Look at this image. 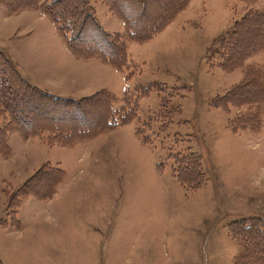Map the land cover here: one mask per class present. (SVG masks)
<instances>
[{
	"label": "rangeland",
	"instance_id": "374dc122",
	"mask_svg": "<svg viewBox=\"0 0 264 264\" xmlns=\"http://www.w3.org/2000/svg\"><path fill=\"white\" fill-rule=\"evenodd\" d=\"M90 2L105 27L121 29L122 22L106 6L98 0ZM256 9L264 13V0H189L152 39L128 41L129 62L124 73L111 68L113 75L105 68L107 91L118 100L114 105L120 107L127 89L156 85L140 94L135 117L128 124L116 125L73 147L12 135V154L0 155V219L7 216L6 183L13 191L48 161L67 175L80 170L88 175L71 200L87 206L90 220L96 213L105 215L101 216L104 229L110 227L103 243H92L87 237L103 238L102 232L90 228L87 234L84 223L71 220L66 213L59 219L56 213L73 202L63 196L68 189L61 182L54 208L44 203L36 221H47L56 233L42 235L44 247L31 250L18 245L17 238L8 240L6 236L0 239L1 259L8 264H237L235 259L244 250L248 261L239 264H263L257 260L259 248L250 239L241 250L231 235L237 219L264 216V98L241 103L235 87L243 79L244 69L221 68L224 54L216 52L219 37L235 20ZM49 24L51 28L42 25L27 41L32 39L51 55L47 62L60 65L69 57L58 30ZM37 59V65L43 66L44 56ZM245 64L258 70L264 85V45ZM36 70L37 78L45 79ZM163 98L174 111L169 113L165 107L164 115L156 116L162 111ZM140 126L151 144L143 145L137 138L135 130ZM194 155L204 175L198 187L187 188L177 180L174 167L179 159L193 161ZM136 161L139 165L135 166ZM159 161L161 171L156 170ZM140 167L141 171H134ZM29 197L43 204L35 196ZM35 208L31 206L30 211ZM49 210H53L50 216ZM77 226L82 235H77ZM239 227L236 233H240ZM47 247L57 259L47 258Z\"/></svg>",
	"mask_w": 264,
	"mask_h": 264
},
{
	"label": "trees",
	"instance_id": "16d2710c",
	"mask_svg": "<svg viewBox=\"0 0 264 264\" xmlns=\"http://www.w3.org/2000/svg\"><path fill=\"white\" fill-rule=\"evenodd\" d=\"M91 0H0V5L11 13L21 9H37L49 17L55 24L59 35L67 48L77 58H98L114 66L119 72L128 64V41L139 43L152 39L168 25L189 0H98L105 4L111 13L123 22L122 32H108L100 23ZM264 13L250 10L218 39L219 49L223 53L219 66L231 71L242 66L243 79L235 88L237 99L242 102L258 101L264 98V85L261 74L253 65L245 64L246 59L264 45ZM256 71V72H255ZM128 74L126 79H128ZM156 85L138 86L124 91L122 104L117 108V98L103 89L90 96L80 98L64 97L40 89L28 82L21 74L8 52L0 46V155L10 156L11 135L19 134L22 138H40L50 146L71 147L76 143L97 137L107 129L128 124L135 117L134 107L142 92L153 89ZM141 89V91L139 90ZM161 88H158V91ZM231 93V91H230ZM145 94V93H144ZM170 102L162 99L164 108L169 113L173 108ZM171 107V108H170ZM171 119V118H170ZM172 120L169 121V123ZM165 124V123H164ZM163 124V130H166ZM149 126V124H148ZM140 126L135 130L138 139L144 144H151L150 137L144 134ZM176 162L177 180L182 186L196 188L204 175L196 155ZM178 158V157H176ZM199 158V157H198ZM185 161H188L184 163ZM159 171L163 163H157ZM65 171L51 162L42 163L22 186L13 188L6 183L4 189L7 207L6 218L0 219V225L9 222L18 224L17 214L22 201L30 195L46 200L54 196L62 182ZM14 205L15 207H12ZM233 223L231 235L245 248L246 240L259 248L257 260L264 264V216L243 217ZM237 225L240 233L234 230ZM240 236V237H238ZM241 251L235 263L248 261ZM246 253V252H245ZM241 257V259H239ZM246 258V259H245ZM0 264H4L0 259Z\"/></svg>",
	"mask_w": 264,
	"mask_h": 264
},
{
	"label": "crops",
	"instance_id": "0c3cea01",
	"mask_svg": "<svg viewBox=\"0 0 264 264\" xmlns=\"http://www.w3.org/2000/svg\"><path fill=\"white\" fill-rule=\"evenodd\" d=\"M102 5L106 6L103 3ZM107 10L109 14L118 18L122 22V20L118 16L110 12L108 7ZM99 21L104 27V29L108 32H122L124 30L123 22L121 29L118 28L117 31H110L107 27H105V25L101 22L100 19ZM49 22H51L55 27V30H57L52 20L49 17L43 15L37 9L27 8V9H21L15 13H11L6 8L0 5V46L3 49H5L8 52V54L11 56L12 60L18 66V69L20 70L22 76L28 82L35 85L36 87L46 90L52 94H56L64 97L80 98L84 96H90L96 91L98 92V90L100 89L107 90L108 82L104 81L105 68L108 70L110 74L113 75L115 74L113 69L119 72L111 64H108L98 58H89V59L77 58L67 48V46L64 44L59 34H58L59 38L61 42L65 45L67 51H65L61 43H58L60 44L59 48L61 51L64 50L69 57L66 58V62L64 61L60 63V65H58L57 63H51L49 61L47 62L46 60L49 59L51 55L49 53H46L45 51H42L40 46H35L34 41L32 39L27 41V39L33 37V35L36 33L37 30H39L42 27V25H46V26L48 25L51 28ZM40 54L44 56L43 66L37 65V61H38L37 57ZM36 68H39V70L41 71V73L39 74L41 76H44L45 79L42 80L37 78ZM110 91L112 92V90ZM95 138L96 137L91 139L93 140ZM91 139L79 143L92 141ZM23 140L26 139L23 138ZM76 144H74L73 146H75ZM142 144L146 145L144 143ZM79 159L82 161L81 157H79ZM136 165H139L137 161L135 163V166ZM141 170H142L141 167L134 168L135 172H139ZM156 170L158 171V168H156ZM80 172L82 171L80 170L79 173H76L75 175H67V174L64 175L62 182L65 184V188L68 189V193L66 194L64 193L63 195L65 196L66 199L71 200L72 198H74L75 195L79 193L76 190L81 189L83 186L82 183L86 181L87 179L86 176L88 175H82V173ZM59 188L60 187L58 185L57 189ZM113 196L114 193H112V195L110 196L109 203ZM78 197H83V194L82 195L80 194ZM95 197L99 198V194L96 193ZM101 197H103V199L106 198L105 191H103ZM58 198H59V191L57 190L54 196H52L51 198L46 200L39 199L43 204H38L34 202L33 201L35 200L34 198L27 197L26 199H24L17 214L18 224L15 225L9 222L7 225H0V229H1L0 233L1 231H4L2 232V235L0 234L1 235L0 239H3L6 236H8L7 237L8 240H14L15 238H17L18 245H21L29 250L33 249V247H37L39 249L43 248L45 243V238H41L42 235L46 233H48V235L54 234L56 233V231L55 229H52L51 227L52 224L50 225V223H48L47 221L40 220L39 223H36V221H39L41 209L44 208L45 204L46 203L50 204L51 208L53 209L54 203ZM31 206H35L36 208L30 211ZM24 208H26L27 211L23 210ZM84 208H85V212H84ZM6 212L7 210L5 211V216H6ZM52 212L53 210H49V216L52 215ZM112 212L115 213V210L113 209ZM64 213H66V215H68L69 218H71V220L74 221L75 219H78L80 222L84 223V225L86 226L87 234L89 233L90 228L98 232H102L101 234L103 235V238H98L95 236L90 239V235H89L87 237V240L91 241L92 243H96V242L103 243V239L105 237L104 232L110 227L109 226L108 228L104 229L105 223L101 220V216L105 217V215L102 214L101 216H98L97 215L98 213H96L92 216V217L95 216L96 218H91L90 220L89 218L90 213L87 206L83 205L79 201H73L72 203H70V205H68L67 208H64V212L62 213L58 212L56 213V215L60 219L61 214ZM51 220L53 219H49V221ZM42 227H44V230ZM76 228L78 231L77 235H82V233H80V229L78 228V226ZM39 229L43 232L38 231ZM48 251L49 252L51 251V247H47V250L45 251L47 258H49V255L50 256L52 255ZM52 256L57 259V256L55 257V254H53ZM1 261L4 264H8L6 261H3L2 259Z\"/></svg>",
	"mask_w": 264,
	"mask_h": 264
}]
</instances>
